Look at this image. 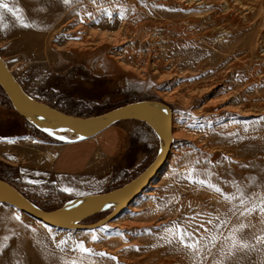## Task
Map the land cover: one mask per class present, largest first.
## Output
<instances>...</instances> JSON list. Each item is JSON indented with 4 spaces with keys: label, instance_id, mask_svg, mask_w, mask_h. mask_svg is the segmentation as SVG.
<instances>
[{
    "label": "rangeland",
    "instance_id": "rangeland-1",
    "mask_svg": "<svg viewBox=\"0 0 264 264\" xmlns=\"http://www.w3.org/2000/svg\"><path fill=\"white\" fill-rule=\"evenodd\" d=\"M10 51L24 91L64 114L165 103L174 149L100 229L57 231L0 205V264H264V0H21V65L16 49L0 47ZM3 120L0 144L21 143L23 127L35 134L14 110ZM135 126L97 190L122 187L155 160L157 134ZM13 177L0 167L1 181L14 187ZM48 191L21 194L49 211L71 199Z\"/></svg>",
    "mask_w": 264,
    "mask_h": 264
},
{
    "label": "water",
    "instance_id": "water-1",
    "mask_svg": "<svg viewBox=\"0 0 264 264\" xmlns=\"http://www.w3.org/2000/svg\"><path fill=\"white\" fill-rule=\"evenodd\" d=\"M0 90L13 110L36 132L55 145H75L88 141L123 122L143 124L163 138L155 160L135 179L105 193L70 199L54 211H44L15 188L0 180V205L25 214L50 229L82 232L100 229L109 224L144 192L169 157L173 144L172 112L163 102L154 100L127 103L93 118L70 116L29 96L10 72L1 55ZM64 124H72L76 130L68 135L62 129ZM105 212L109 214L100 221L85 224L90 218Z\"/></svg>",
    "mask_w": 264,
    "mask_h": 264
},
{
    "label": "crops",
    "instance_id": "crops-1",
    "mask_svg": "<svg viewBox=\"0 0 264 264\" xmlns=\"http://www.w3.org/2000/svg\"><path fill=\"white\" fill-rule=\"evenodd\" d=\"M6 1L13 11L5 9L0 13V47L16 49L21 65V0ZM1 57L8 66L13 55L11 51L3 52ZM10 113L11 110L0 106L1 134L9 125L3 118ZM135 125L136 122L119 123L88 141L65 146L48 143L23 127L21 143L0 144V152L9 157L7 161L0 160L4 164L0 167L17 176L12 178V186H21L20 191L16 190L22 194L27 185L35 184L71 199L105 193L97 189L111 182L115 162L128 148Z\"/></svg>",
    "mask_w": 264,
    "mask_h": 264
},
{
    "label": "trees",
    "instance_id": "trees-1",
    "mask_svg": "<svg viewBox=\"0 0 264 264\" xmlns=\"http://www.w3.org/2000/svg\"><path fill=\"white\" fill-rule=\"evenodd\" d=\"M127 104V103H126ZM0 106H2V107H4V108H6V109H9V110H11V111H13V109H12V107H11V105L9 104V102H8V100L3 96V101H2V103L0 102ZM121 106V105H120ZM118 107V106H117ZM115 108V107H114ZM113 109V108H112ZM65 114H70V113H66L65 112ZM81 118H83V117H81ZM34 130V129H33ZM34 132H35V134L34 135H36V136H38L40 139H42V140H44V141H46V142H48V143H51V144H53V142L51 141V140H49L48 138H46V137H44V136H42L41 134H39L38 132H36L35 130H34ZM45 195H47V197H49V198H52L53 196H56V197H64L63 196V194H61V193H59V192H55L54 194H53V192H50V191H48ZM29 200V199H28ZM63 205V204H62ZM61 205V206H62ZM44 211H49L48 209H43ZM56 210V209H55ZM53 211V210H52ZM101 217V214H99V215H96V216H94V217H92V218H90L88 221H94V220H97V219H99ZM87 221V222H88Z\"/></svg>",
    "mask_w": 264,
    "mask_h": 264
},
{
    "label": "bare ground",
    "instance_id": "bare-ground-1",
    "mask_svg": "<svg viewBox=\"0 0 264 264\" xmlns=\"http://www.w3.org/2000/svg\"><path fill=\"white\" fill-rule=\"evenodd\" d=\"M119 43V39H118V36L114 37L113 39V44H118ZM23 116H26V114H23ZM34 121V120H33ZM172 128H174V121L172 119ZM63 131L66 133V134H72L75 130H76V127L72 124H64L63 127H62ZM158 138H159V141H160V144L163 143V138L160 136V135H157ZM3 146H5V143L3 142L2 143ZM173 144H172V147L170 148V153H173ZM50 158H52L50 156ZM21 216L24 217L25 214H22L21 213ZM28 218V217H27ZM29 223H32V224H36V220L32 219V218H29L28 219Z\"/></svg>",
    "mask_w": 264,
    "mask_h": 264
},
{
    "label": "snow or ice",
    "instance_id": "snow-or-ice-1",
    "mask_svg": "<svg viewBox=\"0 0 264 264\" xmlns=\"http://www.w3.org/2000/svg\"><path fill=\"white\" fill-rule=\"evenodd\" d=\"M64 2L65 3H69L70 2V0H64ZM7 10V11H9V12H12L13 11V9L12 8H9V6H8V4L7 3H4V0H0V13H2L3 12V10ZM24 26H27V25H24ZM61 139H64L63 137H60ZM217 191H219V189H216ZM262 211H264V209H261ZM17 219H19L18 217H17ZM93 239H95V237H93ZM181 239H182V237H181ZM261 242H264V238H261ZM245 247L247 246V245H244ZM85 251H87V249H85Z\"/></svg>",
    "mask_w": 264,
    "mask_h": 264
}]
</instances>
